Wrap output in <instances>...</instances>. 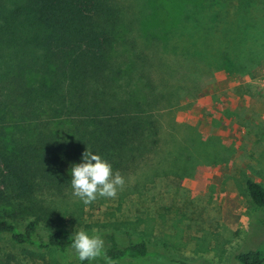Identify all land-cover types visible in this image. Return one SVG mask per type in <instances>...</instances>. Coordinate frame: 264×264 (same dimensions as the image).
Wrapping results in <instances>:
<instances>
[{"label":"trees","instance_id":"16d2710c","mask_svg":"<svg viewBox=\"0 0 264 264\" xmlns=\"http://www.w3.org/2000/svg\"><path fill=\"white\" fill-rule=\"evenodd\" d=\"M168 1L182 4L176 24L159 20L156 10L165 0H150L152 18L144 22L142 16L132 35L134 26L124 22L117 0H0V235L10 234L27 254H34L32 247L49 253L71 248L70 229L45 237L39 221L47 213L44 195L73 191L70 169L86 150L123 177L134 174L135 188L172 174L184 178L195 157L213 160L219 153L213 139H201L177 114L200 89L201 70L221 58L200 32L203 39L208 28L226 33L227 66L232 55L250 54L246 6ZM187 5L192 12H185ZM246 186L264 210V185L248 178ZM151 252L144 234L127 231L121 239L109 231L100 254L117 262ZM234 257L238 264H264V245ZM0 264L23 263L7 252Z\"/></svg>","mask_w":264,"mask_h":264},{"label":"rangeland","instance_id":"374dc122","mask_svg":"<svg viewBox=\"0 0 264 264\" xmlns=\"http://www.w3.org/2000/svg\"><path fill=\"white\" fill-rule=\"evenodd\" d=\"M117 2L124 22L134 26L132 35L142 16L144 22L152 18L150 0ZM230 3L246 6L243 13L250 54L242 59L232 55L227 66L223 57L229 54V37L221 30L213 34L206 27L208 38L203 39L202 32L199 38L221 58H214L209 68L201 70L200 89L193 90L194 97L184 99L177 114L178 121L202 133L201 139L216 142V158L195 157L188 176L172 174L139 188L133 186L135 175L127 174L116 197L98 196L87 205L73 191L46 194L47 213L39 221L43 236L68 228L74 234L85 230L99 235L104 243L109 231L121 239L127 231L134 236L144 234L150 241L151 254L139 260L109 261L99 254L87 264H238L236 252L264 245V210L255 205L246 186L248 178L264 185V0ZM181 8L182 4L165 0L156 11L159 20L164 17L171 25L177 23ZM233 9L237 8H228V12ZM188 10L193 11L187 5L185 12ZM182 13L183 8L180 16ZM191 20L190 25L194 24ZM139 41L144 42L140 37ZM19 216L18 222L26 218ZM32 248L34 254L29 255L10 234L0 235V256L13 252L23 264H82L72 248L66 253Z\"/></svg>","mask_w":264,"mask_h":264},{"label":"clouds","instance_id":"9594fccd","mask_svg":"<svg viewBox=\"0 0 264 264\" xmlns=\"http://www.w3.org/2000/svg\"><path fill=\"white\" fill-rule=\"evenodd\" d=\"M73 195L84 204H90L97 197L117 195L118 189L125 184V178L114 172L112 165L101 155L86 150L80 163H75L70 169ZM103 239L88 231H76L72 236L71 248L74 249L81 262L95 259L102 251Z\"/></svg>","mask_w":264,"mask_h":264}]
</instances>
